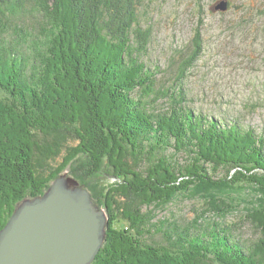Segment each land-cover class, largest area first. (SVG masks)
<instances>
[{"label": "trees", "instance_id": "16d2710c", "mask_svg": "<svg viewBox=\"0 0 264 264\" xmlns=\"http://www.w3.org/2000/svg\"><path fill=\"white\" fill-rule=\"evenodd\" d=\"M145 1L0 0V231L81 158L82 183L114 180L93 189L108 226L92 264H264V133L196 107L184 87L202 19L171 84L157 86ZM179 197L203 211L156 225L149 208ZM240 207L245 239L225 223ZM155 233L163 243L146 241Z\"/></svg>", "mask_w": 264, "mask_h": 264}, {"label": "rangeland", "instance_id": "374dc122", "mask_svg": "<svg viewBox=\"0 0 264 264\" xmlns=\"http://www.w3.org/2000/svg\"><path fill=\"white\" fill-rule=\"evenodd\" d=\"M224 1L228 3L227 10L215 9ZM144 9L142 25L151 28V38L143 59L148 67L157 70V86L171 84L175 63L186 53L202 19L203 52L188 71L184 87L196 107L216 117L238 118L245 126H253L258 133H264V0H202L200 5L195 0H146ZM28 20L35 23L31 16ZM176 158L180 159V163L185 161L183 156ZM80 161L81 158L59 177L73 181L76 184L74 187L86 190L95 210L104 212L102 205L93 198V189L97 190L100 185L114 180L102 173L82 183L73 170ZM27 200L32 199L23 201ZM203 204L201 199L179 197L168 205L150 207L149 210L156 225L168 221L183 227L189 226L203 211ZM244 216L245 211L240 207L237 213L225 220L226 224H239V230L235 232L243 239L254 234ZM206 217L221 221L208 214ZM107 226L108 221L103 242ZM145 238L148 242L163 243L160 233L145 235Z\"/></svg>", "mask_w": 264, "mask_h": 264}, {"label": "water", "instance_id": "95a60500", "mask_svg": "<svg viewBox=\"0 0 264 264\" xmlns=\"http://www.w3.org/2000/svg\"><path fill=\"white\" fill-rule=\"evenodd\" d=\"M227 2L215 7L227 10ZM70 183L71 186L68 184ZM55 179L41 196L23 201L0 232V264H90L103 242L105 211L86 190Z\"/></svg>", "mask_w": 264, "mask_h": 264}]
</instances>
